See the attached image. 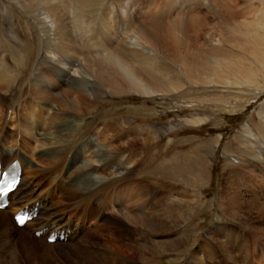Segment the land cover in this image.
Segmentation results:
<instances>
[{"label":"rangeland","instance_id":"1","mask_svg":"<svg viewBox=\"0 0 264 264\" xmlns=\"http://www.w3.org/2000/svg\"><path fill=\"white\" fill-rule=\"evenodd\" d=\"M70 1L72 2H69V6H74L75 2ZM85 1L90 5L87 9H80L79 12L89 23V29L93 30L90 39L95 40L96 45L99 43V36L98 32L96 33L95 23L103 12L106 19L114 18L113 22H109L110 40L121 41L122 37L115 29L119 21L129 23V19H135L136 22L151 19L162 23L165 27L168 25L169 32L173 30L174 25L183 24L180 28L181 33L189 36L188 40L196 39L197 45H202L207 55L209 53L222 55L228 52L252 64L253 57L248 52L243 50L241 52V49L228 43L230 38L226 28L241 30L244 25L240 22L244 20L238 19L237 22H232L230 17L221 19L220 16L214 15L209 8V3L223 8L233 6L238 11L248 9L251 12L248 13L245 21L253 28L255 25L262 30L259 22H252L256 15L253 10L258 13L264 6L262 0ZM104 4L111 6L105 7ZM108 7L111 9L109 12L106 11ZM34 14L30 8H25L17 0H0V54L9 62L11 70L7 73L0 66V139L8 144H12L17 138V124H35V121L28 122L26 116L31 118L37 112L40 117H46L40 96L37 95L35 86H30L29 81L33 77L32 81H39L38 73L34 69L36 61L39 63V70H42L48 66L49 59L57 57L49 52L52 45L48 28L43 29L45 38L41 49L38 39L40 32L37 27L40 22ZM78 18L82 17L78 15ZM180 18L183 22H178ZM80 24L79 29H81ZM76 28L71 29L73 40L79 38ZM83 28L88 30L87 25ZM242 35L237 33L236 36ZM225 38L228 40L226 41ZM85 44L94 54V47L91 45L95 44L92 42ZM75 45L80 47L81 44L76 42ZM153 61L154 71H159L171 82L182 87L179 86L167 93L158 92L150 95L106 92L97 96L92 106L84 113L63 108L59 110L81 117L82 121L79 120V125L72 131L74 136H77L90 121L96 118L108 119L116 130H120L123 136L125 135V139L122 138V141L112 143L110 146L107 143H97L105 148L115 146V152L111 153V156L122 163L130 179L151 187V197L154 196L153 199L157 205L165 201L173 202L175 213L173 216H165V220H172L166 225L172 226L171 230L151 232L145 224L148 218L152 221V215L148 211L143 214L144 223L142 220L140 223L139 218L136 219L138 209L136 211L133 208L130 196H127L129 190L127 183L119 186V195L125 196V198L121 196L122 199L119 200L111 192L113 190L104 195L100 188L103 183L97 182L95 187L79 194L81 197L90 193L88 202L74 208L72 204H67L69 201H64L55 195L56 179L52 181L51 179L55 172L58 173L61 170L60 168L53 169L52 172L34 173L32 179H28L31 176L28 169L22 175L26 173L24 180L34 182L25 190L30 189L32 198L37 197V194L40 197L47 187L53 197L61 201L60 205H54V198H51V203L46 207L49 210L47 214L60 212L64 217H69L72 223L84 220L81 222L80 230H76L72 238L65 241L55 240L54 243L51 242L53 244L45 242L50 245L47 249L51 261L48 262L39 257L38 262L41 264L81 262L72 255L70 250L67 251L73 242L86 251L119 258V260L128 253L127 258L128 256L130 258L126 261L130 262L129 264H258L255 256L257 254L260 256L262 241L257 239L258 243H254L255 238L248 235L246 231L249 226L242 223L233 213L236 202L241 203L239 205H246L253 197L252 192L257 191L258 195H262L263 188L255 181L258 179L261 183L264 182V148L260 147L257 150L259 146L256 144L261 137L264 138V132L260 131V128L264 130V87L257 91L250 90L252 89L250 86L242 89L238 86L221 84H191L171 61L162 57ZM257 78L260 79V76ZM81 83L86 85L88 82L85 78H81ZM47 87L49 91H54L53 87ZM57 99L54 101L55 104ZM192 119L195 121H189ZM150 135L154 137L152 140L148 139ZM35 136L36 139L31 141V146L46 148L45 145H41L40 136L38 134ZM129 137L138 139L133 145L126 147L125 144L126 148H120L118 144L130 139ZM119 140L121 138L118 137L117 141ZM207 149L211 152L207 153ZM29 153L31 151L24 152L30 158L31 166L36 169L43 168L42 162L30 156ZM133 156L136 162L133 166H128L127 162ZM37 182L40 184L37 185ZM38 192H41V195ZM170 192L174 193L175 201L171 199L173 194L170 195ZM3 210L7 213L11 225L15 226L11 221V209L7 207ZM100 211L112 217L104 225L101 223L103 218L99 215ZM255 216L257 215L248 216L250 218L246 221L257 231L259 230L257 233L259 236L264 231V219L254 218ZM116 217L124 222V226L115 224ZM93 220L95 222H92ZM94 223H99V226H95ZM124 227L128 230L133 227L138 228L131 237L136 238L143 245L142 252L131 254L127 246L123 244L127 241L131 242L132 239L127 238L122 232ZM18 229L29 233L28 235L32 238L35 237L31 232L30 224ZM85 232L87 233L82 234ZM244 232L245 235H243ZM20 233L15 232L16 236ZM177 238H180L177 244L166 245ZM13 240L12 238L11 241L6 242L0 237V264H12L11 254L7 248L12 250ZM42 241L45 240L42 239ZM161 245L166 247H160ZM12 251L16 255L19 254L18 250ZM41 252L42 250L37 246L39 256ZM22 257H19L17 264H25Z\"/></svg>","mask_w":264,"mask_h":264},{"label":"bare ground","instance_id":"2","mask_svg":"<svg viewBox=\"0 0 264 264\" xmlns=\"http://www.w3.org/2000/svg\"><path fill=\"white\" fill-rule=\"evenodd\" d=\"M17 1L22 3L25 8H30L36 14L40 22L37 27L40 32L38 39L41 49L45 38L43 29H49L51 34L50 44L52 45L49 52L55 54L57 58L51 56L52 58L47 62L48 66L42 70H39V63L36 61L34 69L38 73L39 81H32L34 77L29 81L30 86H35L34 89L37 95L40 96V101L44 108L43 113L46 114V117L42 118L39 113L36 112L37 114L35 113L31 118L28 116L25 117L28 122L35 121L34 125L31 123L28 125L26 123L24 125L17 124L16 128L18 129L17 134L19 136L17 145L16 138L12 144H8L5 140L0 139L1 159H3L5 163H8L16 157L20 163L22 172L28 169L30 170L31 176L28 179L34 178L32 177L34 173H45L46 171L50 172L53 169L60 168L61 170L58 173L55 172L56 174H54L51 179V181L56 179L54 183L55 195L60 199H64V201H69L67 204H72L74 208L81 207V204L88 202L90 193L87 192L89 195L84 194L81 197L79 194L91 187H95L97 182L103 183L100 188L104 195L113 190L111 192H113L116 199L119 200H121L122 197L125 198L122 194L119 195V186H124V184L127 183L129 187L127 196H130L133 208L136 209V211L138 209V215L135 216L136 219L139 218V222L141 223L142 220V223H144L143 214L148 211L152 215V221L148 218L145 220V224L149 227L148 229L151 232H156L157 230H163L165 232L168 230L170 231L172 226L168 225L167 227L166 225L167 222L172 220H165V216H173L175 213L173 202L165 201L157 205L153 199L154 196L151 197V187L141 184L140 181L130 179L128 174L125 173V167H123L122 163L115 160L116 157L111 156V153L115 152V146L105 148L97 143H107L110 146L112 143L122 141L125 135L123 136L120 130H116L113 123L108 121V119L96 118L90 121L77 136H74L72 131L79 125L78 121L81 120V117L79 115H74V113L67 114L61 112L59 109H70L73 110V112L84 113L92 106L97 96L106 92L150 95L158 92L167 93L179 86L182 87V85L171 82L167 76L162 75L159 71H154L152 62L159 57L165 58L176 65L182 76L191 84H221L238 86L242 89H244L243 87L245 86H250V88H252L250 90H262L264 87V6L258 13L253 10L256 15L252 19V22H259L262 27V30H260L258 26L254 25L253 28L252 25H249V23L245 21L248 13L251 12L248 9L238 11L233 6H224L223 8L209 3V8L213 11L214 15L220 16L221 19L230 17L232 22H237L238 19L244 20V22H240V24L242 23V25H244L241 30H236L232 27L226 28L228 38L230 39L228 40L225 38V40H228V43L232 46L241 49V52L242 50L248 52V54L253 57L251 64L242 57L238 58L234 55H230L231 53L228 52L222 55L213 53L207 55L206 50L201 47L202 45H197L198 41L196 39L189 38L188 40L189 36L181 33L180 28H182L181 26L183 24H172L174 25L172 27L173 30L169 32L168 25L165 27L162 23L151 19L140 22H136L135 19H129V23H122L119 21L116 24L118 27L116 26L115 29L117 30V34L122 37L121 41L115 39L110 40L109 24L114 21V18L110 20H108L109 18L106 19L105 13L103 12L100 13L95 23L97 27L96 33L98 32L99 36V43L96 45V41L94 40V42L90 39V34L92 35L93 30L89 29V23L85 21L84 15L79 12L80 9H87L88 5H90L85 0H73L75 2L74 6H69V2H72L70 0ZM125 1L128 2L127 0ZM104 6L111 5L104 4ZM109 9L110 7H108L106 11H111V9ZM78 15L82 18H78ZM128 18L130 17L128 16ZM182 20L183 19L180 18L178 22H183ZM79 23H81V29L78 28ZM250 24L252 23L250 22ZM84 25H87L88 30L83 28ZM71 26L72 28H76L77 26L76 29L78 30L77 35L79 38H76V40H73L74 38L71 36V31L73 30ZM237 33L238 35H240V33L243 35L241 37L236 36ZM85 36L88 37L85 38ZM88 38L89 40H87ZM76 42L81 44L80 47L75 45ZM84 42H92V44H95L91 45L94 47V54L89 51ZM0 66L5 72L10 73L9 62H7L1 54ZM258 76H260V79L257 78ZM16 78L17 77H15V79ZM81 78H85L88 83L83 85L81 83ZM47 86L53 87L54 91H49ZM56 98H58L57 104L54 103ZM189 121L192 122L195 120L192 119ZM260 131L264 132L261 128ZM246 133H248V131ZM35 134L40 136L41 145H45L46 148H39L37 145L31 146V141L36 139ZM72 136L73 138H71ZM118 137L121 138V140L117 141ZM129 138L130 139H127L122 144L119 143L118 146L120 148L129 147L136 143L138 139L136 137ZM153 138L154 137L150 135L148 139L152 140ZM125 144L127 145L126 147ZM256 144L259 146L257 150H259L258 148L260 147L264 148V138L261 137L260 141L256 142ZM27 151H31L29 155H32V157L34 156L42 162L44 165L42 166L43 168L36 169L31 166V160L26 156L28 154H24V152ZM253 158L255 157L253 156ZM135 162L136 158L133 156L129 159L127 164L128 166H133ZM62 171L64 172L61 173ZM25 174L20 177L18 184L10 192L7 206L0 209V237L6 242L11 241L12 238L14 239L12 250H18L19 254L16 255L11 249L7 248V251L11 254L10 258L12 264H17L16 262L21 256H23L22 260L25 264H41L38 262L39 257L50 262L51 260L49 259H51V256L47 249L50 245L42 241L48 233V230L42 231L38 236H35L38 237V239L35 237L32 238L28 235L29 233L18 228H22L26 224H30L32 232L40 230L45 226L51 227V229L58 228L59 231L62 230L67 234L66 239H70L74 236V232L82 226L80 223L83 221L71 223L70 218L64 217L60 212L59 214H47L49 210L46 209V207L51 203V198H54L52 192L46 187L45 192L41 191L43 193L42 195L41 192H38L41 195L40 197L36 193L37 197L35 196V198H32V193L29 192L30 189L28 191L25 190L34 182L28 181V179L24 180ZM39 182L36 184L38 185ZM255 182L261 184L260 186L263 188L261 192L262 195H258V192L254 191L252 192V199L248 201L246 205H239L241 203L236 202L233 215L242 221V223L249 226L246 231L248 235L255 238V240H253L254 243L259 240L262 241V246L260 247L261 253H259L260 256L258 254L256 256L254 255L258 259V264H262V261H264V231L261 232V236H257L259 230L257 231L255 227L251 226L246 221L247 218H250L248 216L252 214L257 215L254 218L264 219V182L261 183L258 179H256ZM33 189H35V187ZM14 194H16V196L12 198ZM58 199H53L54 205L61 204V201H58ZM35 204L38 206L36 216L26 221L20 227L12 226L8 220L7 213L3 210L9 207L11 211H15L19 207L25 205L32 206ZM139 209L141 210L139 211ZM91 212L92 211H90V213ZM99 215L103 218V222H101L103 225L112 219L109 214L106 215L102 211H100ZM85 219H87V217ZM114 220L117 225L124 224V222L117 217L114 218ZM92 222L95 221L93 220ZM98 224H95V226ZM136 229L138 230L136 227H133L131 230L125 227L122 229V232L127 238H132L131 242L127 241L123 243L130 250L131 254L142 252V249H144L139 240L131 237L132 233L137 231ZM15 232L21 233L19 236H16ZM86 233L87 232L82 234ZM243 235H245V232ZM179 240L180 238L169 241L166 245L177 244ZM73 244L74 242L70 244L67 251L70 250L72 255L76 256L81 261L77 262V264L130 263L126 261L130 258L129 256L127 258L128 253L126 255L122 254L123 258L119 260V258H111L104 254H95L86 251ZM36 245L42 250L40 256L37 254ZM160 247L165 248L166 246L161 245ZM257 247L254 248L257 249ZM62 254L65 255L64 253Z\"/></svg>","mask_w":264,"mask_h":264},{"label":"snow or ice","instance_id":"3","mask_svg":"<svg viewBox=\"0 0 264 264\" xmlns=\"http://www.w3.org/2000/svg\"><path fill=\"white\" fill-rule=\"evenodd\" d=\"M15 182V181H14ZM10 187V186H9ZM17 221L20 223V224H23L25 222V219L26 217L24 215H19L16 217Z\"/></svg>","mask_w":264,"mask_h":264},{"label":"crops","instance_id":"4","mask_svg":"<svg viewBox=\"0 0 264 264\" xmlns=\"http://www.w3.org/2000/svg\"><path fill=\"white\" fill-rule=\"evenodd\" d=\"M211 151H210V149H207V153H210Z\"/></svg>","mask_w":264,"mask_h":264}]
</instances>
